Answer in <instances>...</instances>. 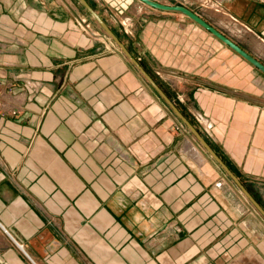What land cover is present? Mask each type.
<instances>
[{
    "label": "crops",
    "instance_id": "obj_1",
    "mask_svg": "<svg viewBox=\"0 0 264 264\" xmlns=\"http://www.w3.org/2000/svg\"><path fill=\"white\" fill-rule=\"evenodd\" d=\"M215 1L264 53V0ZM185 20L119 40L264 210V83ZM101 30L70 0H0V264H264L263 217Z\"/></svg>",
    "mask_w": 264,
    "mask_h": 264
},
{
    "label": "rangeland",
    "instance_id": "obj_2",
    "mask_svg": "<svg viewBox=\"0 0 264 264\" xmlns=\"http://www.w3.org/2000/svg\"><path fill=\"white\" fill-rule=\"evenodd\" d=\"M156 2L170 5V6H183L191 10L196 15L200 16L204 21H206L210 26L221 32L224 36L230 38L239 46L247 50V52L253 53L257 56V60L260 63H264V53L257 48L253 39L247 35H242L237 32L236 29L230 26H224L223 21H226L225 17L219 13L215 12L218 4L215 0H154ZM70 2L75 6L77 13L83 18L89 21L91 27L94 31L100 29L99 25L94 21V19L89 15V13L79 4L77 0H70ZM90 7L96 12V14L102 19V21L109 27L112 33L118 38H123L125 36L124 29L132 32V27L135 26L134 20L137 19L138 23L142 19H158V18H172L174 20L183 19L188 22L186 17L179 14H162L156 10L145 6L144 4L138 2L137 0H86ZM224 19V20H223ZM102 31V30H101ZM234 33V34H233ZM105 34V33H104ZM120 41V40H119ZM224 48V51H226ZM228 56L224 58L225 61H231V59H236L237 63L230 68L233 76L237 77L239 81L246 80L249 83L260 82L264 83V75L258 72L256 69L247 64L243 59L236 58L235 54L232 52H226ZM155 77V76H153ZM159 80V79H158ZM161 81V80H160ZM168 82V80H165ZM163 83V81H161ZM185 117V116H184ZM189 123L196 129V125L193 121L185 117ZM191 135V134H190ZM191 139H194L191 136ZM194 144L199 148L207 163L215 166L218 170L219 166L210 158V156L204 151V149L199 145V143L194 139ZM199 145V146H198ZM211 162V163H210ZM217 165H215V164ZM211 165V166H213ZM229 184H231L229 182ZM243 185V184H242ZM235 187V186H234ZM246 191L252 196V198L262 207L259 202V197L255 191L250 186H244ZM237 189V188H236ZM238 191L240 189L238 188ZM242 197L246 198L240 191ZM241 197V196H240ZM247 199V198H246ZM248 200V199H247ZM249 201V200H248ZM251 205V203H250ZM257 212V210L255 209ZM258 213V212H257Z\"/></svg>",
    "mask_w": 264,
    "mask_h": 264
},
{
    "label": "water",
    "instance_id": "obj_3",
    "mask_svg": "<svg viewBox=\"0 0 264 264\" xmlns=\"http://www.w3.org/2000/svg\"><path fill=\"white\" fill-rule=\"evenodd\" d=\"M79 4L89 13V15L94 19V21L99 25L102 31L110 37L112 41L120 48L123 54L133 63L139 72L142 74L147 83L156 91V93L160 96V98L165 102L168 108L172 111L175 117L186 127L189 133L193 136V138L199 143V145L204 149V151L210 156V158L224 171V173L234 182V184L240 189L243 195L249 200L252 206L257 210V212L264 219V210L262 207L252 198V196L246 191L243 185L239 182V180L232 174V172L227 168V166L223 163V161L218 157V155L212 150V148L208 145V143L202 138L198 130H196L189 121L184 117V115L177 109L174 103L164 94V92L159 88L156 82L140 67V65L132 58L127 49L120 43L117 37L112 33L109 27L102 21V19L96 14V12L90 7V5L86 2V0H77ZM138 2L144 4L145 6L169 14H179L182 15L193 23L203 28L207 32H209L213 37H215L222 44L227 46L231 51L236 53L239 57H241L245 62L251 65L254 69L264 75V65L260 63L253 56L242 50L239 46H237L232 40L228 37L224 36L221 32L210 26L206 21H204L200 16L193 13L191 10L183 7V6H170L166 4H162L156 2L154 0H137ZM134 47L138 51H142L140 45L138 43L134 44Z\"/></svg>",
    "mask_w": 264,
    "mask_h": 264
},
{
    "label": "built area",
    "instance_id": "obj_4",
    "mask_svg": "<svg viewBox=\"0 0 264 264\" xmlns=\"http://www.w3.org/2000/svg\"><path fill=\"white\" fill-rule=\"evenodd\" d=\"M215 7H216L215 12L220 13L221 12L220 7L219 6H215ZM229 23L231 24V26L236 27L235 25L237 24V21L234 18L229 17ZM0 108H2L1 104H0ZM10 113L16 114V110L11 109ZM193 118H194L195 123L199 127V130L203 132L204 134L209 135V132L211 130L210 122L206 118H204L202 115H199V114L194 115Z\"/></svg>",
    "mask_w": 264,
    "mask_h": 264
},
{
    "label": "bare ground",
    "instance_id": "obj_5",
    "mask_svg": "<svg viewBox=\"0 0 264 264\" xmlns=\"http://www.w3.org/2000/svg\"><path fill=\"white\" fill-rule=\"evenodd\" d=\"M224 20V19H223ZM224 26H227V27H230V23L226 20V21H223ZM233 27V26H232ZM234 28L236 29V27H233V30ZM237 32H239V30H236ZM91 34V33H90ZM234 34V33H233Z\"/></svg>",
    "mask_w": 264,
    "mask_h": 264
},
{
    "label": "flooded vegetation",
    "instance_id": "obj_6",
    "mask_svg": "<svg viewBox=\"0 0 264 264\" xmlns=\"http://www.w3.org/2000/svg\"><path fill=\"white\" fill-rule=\"evenodd\" d=\"M89 4V3H88Z\"/></svg>",
    "mask_w": 264,
    "mask_h": 264
}]
</instances>
